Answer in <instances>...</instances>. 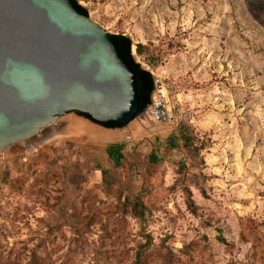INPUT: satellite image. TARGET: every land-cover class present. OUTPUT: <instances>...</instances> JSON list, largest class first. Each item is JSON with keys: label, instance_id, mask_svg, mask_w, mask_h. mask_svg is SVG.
I'll return each instance as SVG.
<instances>
[{"label": "rangeland", "instance_id": "374dc122", "mask_svg": "<svg viewBox=\"0 0 264 264\" xmlns=\"http://www.w3.org/2000/svg\"><path fill=\"white\" fill-rule=\"evenodd\" d=\"M76 1L129 37L150 102L0 149V264H264V0Z\"/></svg>", "mask_w": 264, "mask_h": 264}, {"label": "water", "instance_id": "95a60500", "mask_svg": "<svg viewBox=\"0 0 264 264\" xmlns=\"http://www.w3.org/2000/svg\"><path fill=\"white\" fill-rule=\"evenodd\" d=\"M152 81L76 0H0V149L46 143L67 112L130 120Z\"/></svg>", "mask_w": 264, "mask_h": 264}, {"label": "trees", "instance_id": "16d2710c", "mask_svg": "<svg viewBox=\"0 0 264 264\" xmlns=\"http://www.w3.org/2000/svg\"><path fill=\"white\" fill-rule=\"evenodd\" d=\"M79 7H80V8H81V9L87 14V12H86V10H85L84 7H82L81 5H79ZM110 38H111V40H112L113 42H115L116 44H118L119 46H121V47L124 48V50L126 51V53L128 54V56L130 57V59H131L133 65H134L137 69H139L142 73H144L146 76H148L150 79H152L150 72L147 71V70H145V69H143V68H141V67L139 66V64L136 63V62L133 60V57H132V55H131V53H130L131 40L129 39L128 36H126V35H124V34H122V33H115V34H114V33H110ZM135 46H136V48H138V47H139V44L136 43ZM152 88H153V81H152ZM152 88H151V90H152ZM151 90H150L149 93H148L147 100H146V103H145L144 107H143L140 111H138V112H136L135 114L131 115L130 119L133 118V117H134L136 114H138L139 112H141V111H142V110H143V109L149 104V102H150V93H151ZM77 114H79V115H81V116L87 118V114H85V113H77ZM91 121H93V120H91ZM127 121H128V120H126V121H124V122H122V123H117V122H105V123H100V122H95V121H93V122H95V123H97V124H99V125H101V126H103V127H106V128H117V127H121V126H123ZM169 140H170V142H171V139H169ZM169 145H170V144H169ZM121 148H122V144H120V143H111V144H108V145L106 146V153H107V155H108V156H111V157L113 158V160H114L115 163L119 162V161L123 158V155H122V153H121ZM156 160H157V157H156V155L154 154V152L151 150V151L148 153V155H147V161H148V162H154V161H156ZM101 173L104 174L105 171H104V170H101ZM137 264H138V263H137Z\"/></svg>", "mask_w": 264, "mask_h": 264}, {"label": "bare ground", "instance_id": "6f19581e", "mask_svg": "<svg viewBox=\"0 0 264 264\" xmlns=\"http://www.w3.org/2000/svg\"><path fill=\"white\" fill-rule=\"evenodd\" d=\"M159 94V93H158ZM160 105V106H159ZM162 107V101H161V97H158L155 93H154V97H153V101H152V105L147 109V113L144 114V116H142V120H144V122L146 121L147 118L151 116H153L152 114L155 113L156 111H160L162 113V111L160 110V108ZM156 116V115H155ZM152 119V118H151ZM158 119V118H157ZM141 121V120H140ZM150 122V121H149ZM148 124V123H147ZM151 124V123H149ZM145 125V124H144ZM142 126V123H141ZM146 126V125H145ZM152 126V125H151ZM149 127V125H148ZM151 128V127H150ZM149 128V129H150ZM142 130V129H141ZM127 136V135H126Z\"/></svg>", "mask_w": 264, "mask_h": 264}, {"label": "crops", "instance_id": "0c3cea01", "mask_svg": "<svg viewBox=\"0 0 264 264\" xmlns=\"http://www.w3.org/2000/svg\"><path fill=\"white\" fill-rule=\"evenodd\" d=\"M121 153H122V155H123L122 148H121ZM106 154H107V153H106ZM122 159H123V158H122ZM122 159H121V160H122ZM121 160H120V161H121ZM120 161H119V162H120Z\"/></svg>", "mask_w": 264, "mask_h": 264}]
</instances>
